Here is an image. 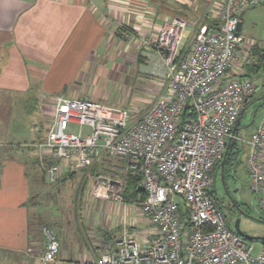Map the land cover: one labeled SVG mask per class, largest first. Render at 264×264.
<instances>
[{
  "label": "built area",
  "instance_id": "built-area-1",
  "mask_svg": "<svg viewBox=\"0 0 264 264\" xmlns=\"http://www.w3.org/2000/svg\"><path fill=\"white\" fill-rule=\"evenodd\" d=\"M261 4L264 0H224L220 28L201 27L187 50L182 47L186 23H163L156 38L145 42L164 61L172 95L136 120L127 109L57 98L53 126L41 145L53 160L49 181L59 182L69 170H91L106 154L122 162V174L98 179L95 197L124 203L130 181H138L140 192L132 200L157 230L144 244L125 230L119 248L103 254L97 264H264V246L254 253V244L229 228L210 192L218 163L241 140L237 123L259 88L237 79L242 73L236 66L253 63V49L244 45L239 26L244 13ZM71 124L91 132L70 133ZM246 144L251 189L264 209V117ZM43 233V259L55 262L57 234L48 226Z\"/></svg>",
  "mask_w": 264,
  "mask_h": 264
},
{
  "label": "crops",
  "instance_id": "crops-1",
  "mask_svg": "<svg viewBox=\"0 0 264 264\" xmlns=\"http://www.w3.org/2000/svg\"><path fill=\"white\" fill-rule=\"evenodd\" d=\"M223 1L0 0V264H97L119 248L126 226L138 231L141 237L130 234L141 244L155 238L133 196L117 203L94 195L98 179L120 177L122 162L101 154L91 170L49 181L53 160L41 145L53 123L44 133L42 120L54 122L57 98L81 99V87L95 74L110 66L124 70L116 64L121 56L109 57L118 45H143L142 72L130 70L153 78L159 99H169L166 65L145 41L172 20L190 22L196 32L203 26L217 31ZM45 226L60 243L52 263L43 259Z\"/></svg>",
  "mask_w": 264,
  "mask_h": 264
},
{
  "label": "rangeland",
  "instance_id": "rangeland-1",
  "mask_svg": "<svg viewBox=\"0 0 264 264\" xmlns=\"http://www.w3.org/2000/svg\"><path fill=\"white\" fill-rule=\"evenodd\" d=\"M241 19V22L244 21V27L241 32V36L244 38V45L252 48L254 54L251 65L236 66L242 73V77H237V79L250 80L257 84L259 88L244 107V114L238 131L241 140L235 143L234 149L231 150L229 156L231 167L236 176V180L229 181V185L237 205L231 211L220 210L226 215L230 229L235 230V223L240 220L239 226L242 234L254 239L250 240L244 237L245 240L250 244H254V253H257L264 246V242L261 241L264 238V209L260 207L258 196L251 189L246 164L248 157L246 141L255 132L264 117V4L251 7ZM195 34L196 26L189 22L182 45L185 50L189 49L187 44L194 40ZM188 37L191 40L189 39L188 41ZM142 46L140 43H135L125 45L122 49L118 45L116 51L113 50L109 53V57L112 54L117 55L119 58L121 56V61L117 60L116 64L120 67L123 65L124 70L117 68L118 72H116L110 66L108 69L102 70L100 74L92 76L89 82H86L81 87L82 93L80 92L81 94H79L81 100L127 109L132 119L135 120L142 117L163 95L158 90L159 86L154 84L153 78L151 79L150 76L139 73L143 70L140 66L145 64L143 62L145 58L141 56L142 50L140 49ZM136 67H139V72L130 70L131 68L136 69ZM42 123L44 125L43 132L45 133L48 130L47 125L53 122L50 118H44ZM25 127L30 128L29 126H20L19 128L24 129ZM19 128L13 127V129ZM68 131L74 134H86L90 133L91 129L88 126L71 124ZM52 187L56 188L55 186ZM220 191H222L221 186H219ZM128 221L131 223L130 216H128ZM126 228L130 230L129 227L126 226ZM129 232L141 237L138 231L130 230Z\"/></svg>",
  "mask_w": 264,
  "mask_h": 264
},
{
  "label": "flooded vegetation",
  "instance_id": "flooded-vegetation-1",
  "mask_svg": "<svg viewBox=\"0 0 264 264\" xmlns=\"http://www.w3.org/2000/svg\"><path fill=\"white\" fill-rule=\"evenodd\" d=\"M232 164L230 161L226 165L225 169L216 170L213 185L210 189V192L215 199L218 207L222 210H229L231 211L234 206L237 205L235 201L232 191L230 189L229 181H235L236 176L231 167ZM219 186H221L222 191L219 192Z\"/></svg>",
  "mask_w": 264,
  "mask_h": 264
},
{
  "label": "trees",
  "instance_id": "trees-1",
  "mask_svg": "<svg viewBox=\"0 0 264 264\" xmlns=\"http://www.w3.org/2000/svg\"><path fill=\"white\" fill-rule=\"evenodd\" d=\"M243 114H244V111H243V113H242V115H241V117H240L241 119H242V117H243ZM189 117H190V115H189L188 113L185 114V115L183 116V121H186V119L189 118ZM240 123H241V121H238V123H237V127H236V130H237V131L239 130ZM234 146H235V144H232V145L229 146L228 154L226 155V158L224 159L225 166L222 168V166H221V164H222V162H223V160H222V161L219 162L218 165H217V168H216L217 171H218V170L225 169L226 165H227L228 162H229V156H230V154H231V150L234 149ZM137 182H138V181H136V180H131V181H130L129 186H128V188H127V194H126V198H127V199H130L131 196L134 197L137 193L140 192V187L137 185ZM184 209H186L185 206H183V207L181 208V211H182V213H183L182 216H185L184 219H186V218H187V217H186V216H187V212H184Z\"/></svg>",
  "mask_w": 264,
  "mask_h": 264
},
{
  "label": "water",
  "instance_id": "water-1",
  "mask_svg": "<svg viewBox=\"0 0 264 264\" xmlns=\"http://www.w3.org/2000/svg\"><path fill=\"white\" fill-rule=\"evenodd\" d=\"M239 32H241V24L239 26ZM239 121H241V118L239 119ZM227 154H228V152H227ZM221 166H222V168L225 166L224 161L222 162ZM239 223H240V220L236 221V223H235V231L238 234H240L241 236H243V237H245L247 239L254 240L253 238H249V237L245 236L244 234H242L241 229H240V226H239ZM261 241L264 242V238H262Z\"/></svg>",
  "mask_w": 264,
  "mask_h": 264
}]
</instances>
